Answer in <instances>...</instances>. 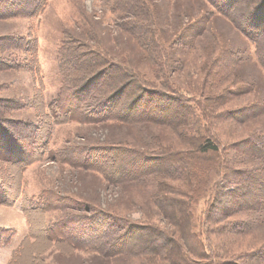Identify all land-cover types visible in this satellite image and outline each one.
Instances as JSON below:
<instances>
[{
	"label": "trees",
	"instance_id": "16d2710c",
	"mask_svg": "<svg viewBox=\"0 0 264 264\" xmlns=\"http://www.w3.org/2000/svg\"><path fill=\"white\" fill-rule=\"evenodd\" d=\"M21 1L11 0L14 7L0 11V18L32 14L39 3ZM107 1L134 47L119 57L107 43L85 40L95 39L96 31L65 28L59 48L62 84L40 107L44 117L37 112V123L17 119L12 114L23 105L0 98V161L19 165L20 171L41 161L53 124L110 123L118 134L132 127L140 136L127 132L111 143L67 141L47 156L98 171L112 184L143 186L165 226L149 218L132 220L123 207L85 203L45 187L26 207L58 212L43 221V241L59 253L71 249L118 264H264L263 239L250 237L242 245L236 240L264 225V127L231 140L220 130L224 122L246 126L262 118L264 124V94L256 91L257 72L264 74V0H190L203 9L188 10L187 21L173 30L158 19L155 0ZM216 20L229 24V35L243 44L230 38L225 43ZM4 46L0 43V54ZM195 51L202 55L198 73L188 74L183 85L173 73L184 65L185 53ZM247 65L256 67L252 78L249 69L241 73ZM5 196L1 183V202ZM19 245L10 263L19 260Z\"/></svg>",
	"mask_w": 264,
	"mask_h": 264
},
{
	"label": "rangeland",
	"instance_id": "374dc122",
	"mask_svg": "<svg viewBox=\"0 0 264 264\" xmlns=\"http://www.w3.org/2000/svg\"><path fill=\"white\" fill-rule=\"evenodd\" d=\"M30 1L39 2L32 14H16L0 18V39L7 37L0 40V43H5L4 51L0 54V98H13L23 105L21 109L12 114L13 117L22 120L30 119L37 123L40 116L44 117L46 111L44 108L42 114L39 113L42 110V108L39 110L40 107L57 95L62 84L59 48L65 28L78 34L84 33L86 29L96 31L95 39L85 36V40L91 43L94 40L103 41L107 43L106 47L119 57L127 55V51L134 47L130 45L134 41L128 34L121 32L116 22L117 13L111 11L107 0ZM155 1L161 10L158 19L161 18L164 25L171 30L178 23L187 21L188 12H190L188 10L193 9L194 12H200L203 9L192 4L190 0ZM21 2L27 3L24 0ZM19 3L15 4L16 7ZM12 7L14 6L11 5V0H0V11L11 10ZM242 7L245 6L242 5ZM228 25L225 21H215V26L221 32V38L225 43L226 38H230L229 42L234 43L236 40L243 44L241 37L229 35L232 30ZM223 29L227 30L228 34H225ZM7 42L10 44L6 45ZM201 58L199 51L185 53L182 60L184 65L179 71L173 73L174 78L186 85L189 79L188 74L196 76L198 73L197 65ZM248 69L251 71L249 77L252 78L256 67L247 65L241 73ZM257 74L259 78L256 80V91L262 95L264 94L262 93L264 74L261 72ZM262 120L259 118L245 124L246 126L228 125L224 122L220 124V130L225 140H231L250 128L260 132L264 127V124H261ZM129 128H126L127 131L121 128L118 134L116 127H112L110 123L89 124L67 121L53 124L47 136L46 154L41 161H35L22 168L21 171L19 165L0 161V184H4L6 188L5 199L0 201V264H31L32 262V264L34 262L41 264L45 262L51 264H118L117 261L105 259L93 260L92 255L71 249L59 253L53 244L46 246L47 242L45 243L42 239L44 238L42 237L44 235L42 223L53 219L58 212L50 211L47 215L35 209H26L27 202L37 200L39 191L45 187L51 188L55 194L79 199L85 203L97 201L101 206L118 207V209L123 207L126 210L125 215L132 220L140 221L141 218H149L165 226L163 216L150 202L143 186L135 189L131 185L112 184L98 171L69 167L47 156L48 150L52 152L67 141L79 143L109 141L111 143L116 138L127 137L123 136L127 132L140 136L137 130ZM148 132L152 131L148 130ZM160 134L165 135V131H160ZM42 141L43 139H40L38 142ZM21 146H28V144ZM107 158L112 159V156L109 155ZM132 199L137 202L134 203ZM204 205L201 201L198 209L202 210ZM221 223L216 222L215 226ZM30 231L33 233L32 237L30 234L27 235ZM250 237L263 239L264 242V225L258 227L256 233L247 235L245 238L239 236L236 240L241 241L242 245L244 241L250 240ZM23 238L25 240H22ZM19 244L22 246L17 254L19 260L10 263L12 252Z\"/></svg>",
	"mask_w": 264,
	"mask_h": 264
}]
</instances>
